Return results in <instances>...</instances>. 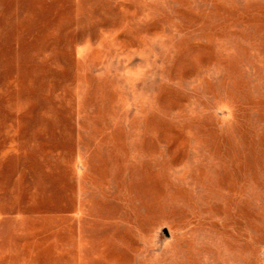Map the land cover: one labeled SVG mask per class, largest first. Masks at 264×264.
I'll list each match as a JSON object with an SVG mask.
<instances>
[{"label":"rangeland","instance_id":"1","mask_svg":"<svg viewBox=\"0 0 264 264\" xmlns=\"http://www.w3.org/2000/svg\"><path fill=\"white\" fill-rule=\"evenodd\" d=\"M0 264H264V0H0Z\"/></svg>","mask_w":264,"mask_h":264},{"label":"water","instance_id":"2","mask_svg":"<svg viewBox=\"0 0 264 264\" xmlns=\"http://www.w3.org/2000/svg\"><path fill=\"white\" fill-rule=\"evenodd\" d=\"M165 233L167 234V231L165 230Z\"/></svg>","mask_w":264,"mask_h":264}]
</instances>
